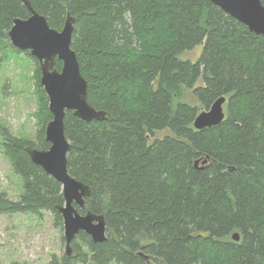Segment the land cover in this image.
<instances>
[{
    "label": "trees",
    "instance_id": "trees-1",
    "mask_svg": "<svg viewBox=\"0 0 264 264\" xmlns=\"http://www.w3.org/2000/svg\"><path fill=\"white\" fill-rule=\"evenodd\" d=\"M27 1L55 30L73 21L88 102L108 115L87 123L68 111L65 119L69 173L91 189L79 212L104 216L108 240L81 232L71 255L48 264H149L141 252L163 264H264V36L208 0ZM30 17L24 0H0V42ZM201 45L197 62L180 59ZM9 47L37 65L42 128L37 142L0 130L24 182L17 202L0 193V213L48 211L63 226V187L27 152L50 149L40 63ZM222 97L225 121L196 130Z\"/></svg>",
    "mask_w": 264,
    "mask_h": 264
},
{
    "label": "water",
    "instance_id": "water-1",
    "mask_svg": "<svg viewBox=\"0 0 264 264\" xmlns=\"http://www.w3.org/2000/svg\"><path fill=\"white\" fill-rule=\"evenodd\" d=\"M229 16L245 25L252 33L264 36V5L261 0H208ZM31 12L29 19H16L9 33L10 42L21 52H30L41 66V85L49 98V109L53 116L46 128V141L50 149L40 151L28 148L32 162L41 167L63 187L65 205L59 208L63 217L67 252L71 255V244L81 233L91 237L94 243L108 240L104 216L93 213L82 215L85 200L91 189L73 178L68 170V154L71 144L66 138L65 119L68 111L87 123L108 119L105 112L97 111L88 102V82L83 77L76 52L73 50L74 25L71 19L62 31L51 28L48 20L37 13L29 1L24 0ZM63 63L62 71L55 69L56 62ZM226 98L218 99L208 111L202 112L195 120L198 131L219 126L226 119ZM198 162L196 166H198ZM240 241V235L233 236ZM149 264H163L158 260L139 253Z\"/></svg>",
    "mask_w": 264,
    "mask_h": 264
},
{
    "label": "rangeland",
    "instance_id": "rangeland-1",
    "mask_svg": "<svg viewBox=\"0 0 264 264\" xmlns=\"http://www.w3.org/2000/svg\"><path fill=\"white\" fill-rule=\"evenodd\" d=\"M9 44L0 42V130L7 129L14 137L37 142L42 128L37 65L30 56L14 52ZM203 51L204 46H198L183 53L180 59L197 62ZM185 99L200 107L191 92ZM166 135L168 132L157 134L159 138ZM4 149V139L0 135V193L17 202L24 192V182L15 174ZM63 238L64 224L57 226L51 212L44 211L40 216L0 213V264H48L68 254Z\"/></svg>",
    "mask_w": 264,
    "mask_h": 264
}]
</instances>
